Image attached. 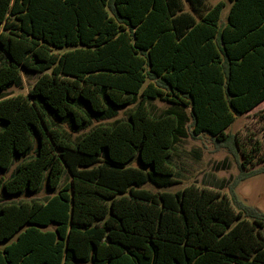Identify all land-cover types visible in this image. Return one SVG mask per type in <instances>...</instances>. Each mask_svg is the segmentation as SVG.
Here are the masks:
<instances>
[{
    "label": "trees",
    "instance_id": "1",
    "mask_svg": "<svg viewBox=\"0 0 264 264\" xmlns=\"http://www.w3.org/2000/svg\"><path fill=\"white\" fill-rule=\"evenodd\" d=\"M227 1L220 24L223 1L0 0V92L38 75L0 99V192H52L0 205V264H264L258 209L212 187H143L181 182L180 118L149 101L245 157L226 130L264 102V0ZM131 103L74 139L62 128ZM244 165L236 182L264 173Z\"/></svg>",
    "mask_w": 264,
    "mask_h": 264
},
{
    "label": "rangeland",
    "instance_id": "2",
    "mask_svg": "<svg viewBox=\"0 0 264 264\" xmlns=\"http://www.w3.org/2000/svg\"><path fill=\"white\" fill-rule=\"evenodd\" d=\"M220 1L225 2L219 21L220 24H223L226 22L229 12V2L227 0H206V3L209 7ZM37 76L34 73H22V85L12 86L0 92V99L19 94L26 95ZM134 104L131 103L124 108L115 109L108 115L92 118L89 125L79 132H71L68 123H64L62 128L69 138L74 139L97 125L113 124L118 120H126ZM148 106L155 116L173 112L180 118L181 126L174 144L173 161L176 166L177 177L181 182L169 188H157L151 184L144 185V188L152 192L163 190L175 192L191 184L199 187H212L220 189L221 193H225L229 198L234 194L244 205L264 213V173L236 182L242 176L241 163L245 164L243 168L246 172L255 169L264 170V114H261L264 102L252 111L237 117L226 130L230 135H236L245 151V157L241 154L242 150H239L240 154H234L230 145H218L206 134L194 136L191 132V116L188 109L173 107L159 100L149 101ZM246 159H250V164H246ZM133 165H137V163L134 162ZM8 176L9 173L5 174L4 178ZM50 196H52V192H48L46 189L37 194H23L16 197H3L0 192V205L10 201L44 200ZM9 242L0 244V247Z\"/></svg>",
    "mask_w": 264,
    "mask_h": 264
}]
</instances>
